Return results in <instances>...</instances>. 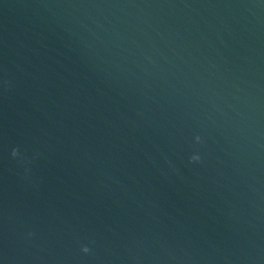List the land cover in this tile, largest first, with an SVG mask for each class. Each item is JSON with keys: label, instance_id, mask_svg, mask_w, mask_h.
I'll list each match as a JSON object with an SVG mask.
<instances>
[{"label": "water", "instance_id": "obj_1", "mask_svg": "<svg viewBox=\"0 0 264 264\" xmlns=\"http://www.w3.org/2000/svg\"><path fill=\"white\" fill-rule=\"evenodd\" d=\"M0 264H264V0H0Z\"/></svg>", "mask_w": 264, "mask_h": 264}, {"label": "clouds", "instance_id": "obj_2", "mask_svg": "<svg viewBox=\"0 0 264 264\" xmlns=\"http://www.w3.org/2000/svg\"><path fill=\"white\" fill-rule=\"evenodd\" d=\"M16 154H17V150H13L12 155L15 156ZM83 251H84L85 253H87V252L89 251V249H88L87 247H84V248H83Z\"/></svg>", "mask_w": 264, "mask_h": 264}]
</instances>
